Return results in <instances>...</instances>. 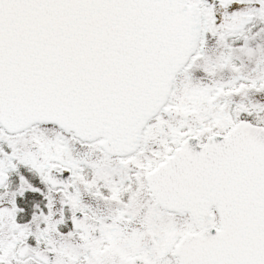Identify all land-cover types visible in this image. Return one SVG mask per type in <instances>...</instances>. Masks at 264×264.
Segmentation results:
<instances>
[{
    "label": "snow or ice",
    "instance_id": "6c2138e0",
    "mask_svg": "<svg viewBox=\"0 0 264 264\" xmlns=\"http://www.w3.org/2000/svg\"><path fill=\"white\" fill-rule=\"evenodd\" d=\"M0 264H264V0H0Z\"/></svg>",
    "mask_w": 264,
    "mask_h": 264
}]
</instances>
